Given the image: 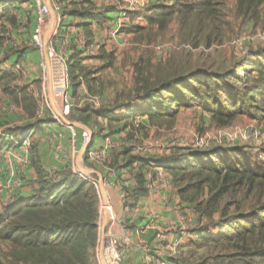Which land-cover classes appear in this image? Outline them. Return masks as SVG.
I'll list each match as a JSON object with an SVG mask.
<instances>
[{
    "label": "crops",
    "instance_id": "crops-1",
    "mask_svg": "<svg viewBox=\"0 0 264 264\" xmlns=\"http://www.w3.org/2000/svg\"><path fill=\"white\" fill-rule=\"evenodd\" d=\"M86 1L88 3L83 0H54L44 33L47 35L56 31L57 39L68 48L67 56H78L80 76H85L81 78L79 71L70 74L72 81L73 76H77L75 99L82 101L86 96L96 97L101 108L96 110L97 107L83 102L78 110L72 112L69 122L60 117L53 104H50V93L47 94L49 112L43 118H38L36 111L33 115L29 114L18 98L17 106H9V111L11 107L17 110L12 117L8 115L5 119L0 118V142L3 144L0 145V184L8 179V176L2 175L5 163L13 161V166L20 164L21 168L16 174L14 169L12 171V178L19 185L9 191L0 189V215L36 195L37 171H42L51 182H57L64 172L74 174L75 171L74 175L90 182L97 190L98 240L111 234L116 240L117 249L123 253V264H196L179 262V259L181 252L191 250L188 245L197 242L199 234L187 231L186 225H173L179 216H185L192 224L198 218L192 213L191 206L180 201L172 185L171 175L160 167L162 159L167 157L162 156L164 148L161 141L154 138L153 147L148 150L132 142L133 139H141V132H130L129 128L147 132L150 123L145 116L136 113L139 105L137 97L125 99V92L135 88V80L132 77L125 83V70L120 69L125 56L121 51L123 49H120L125 43L123 34L130 35L147 28L158 30L157 26L147 23L145 13L150 7L160 5L161 0H146L150 5L140 10L127 7L123 0ZM4 3L10 5V21L5 23L4 17H1ZM125 17L129 28L123 24L118 29L117 24ZM32 21L33 17L26 11L24 3L0 0V74L5 75L13 68L20 56L15 52L21 51L23 54L14 68H22L20 84L32 86L31 89L42 86L43 82L47 83V71L41 66L45 60L30 46ZM4 25L9 29L6 34L1 32ZM116 47H119L118 53L112 54ZM11 49L14 52L8 53ZM5 53L11 56L2 62L1 57ZM113 56V68L110 69L107 67L108 59ZM128 56V60L135 57L132 53H128ZM128 77H131L130 73ZM109 78L111 80L108 82ZM20 90L14 91L19 93ZM112 102L117 105L109 109L107 105ZM85 109L88 111L83 112ZM102 111L112 119L127 116V124L125 127L113 125L109 129L104 118L90 113L101 114ZM77 112L78 115L74 116ZM178 115L183 116L180 112ZM96 117L103 120L106 127L94 128L92 122ZM86 131L90 134V141L84 147L81 133ZM151 134L147 132L148 136ZM9 137L17 139L18 143L9 140ZM24 139H27L28 153L23 151L25 146L20 145ZM132 157L148 159L150 162L140 167L137 162H132ZM20 159H25L24 164H21ZM140 173L143 175L146 194L136 197L133 207H126L134 199L131 196L137 189V175ZM95 178L97 181L93 183L91 180ZM95 259L97 262L94 264H101L98 262L99 253Z\"/></svg>",
    "mask_w": 264,
    "mask_h": 264
},
{
    "label": "trees",
    "instance_id": "trees-1",
    "mask_svg": "<svg viewBox=\"0 0 264 264\" xmlns=\"http://www.w3.org/2000/svg\"><path fill=\"white\" fill-rule=\"evenodd\" d=\"M218 1L202 0L186 8L184 5H156L148 9L145 19L159 30L166 29L185 10L188 14L199 11L200 16L216 21L220 18ZM262 4L264 0H237L236 15L253 19ZM4 5L1 17L10 13V5ZM70 61V74L81 73L78 56L74 54ZM249 61L248 69L257 73L259 79H264L263 60L255 57ZM2 78L0 76V80ZM76 79L77 76H73V81ZM234 79L231 72L214 75L196 69L185 76L175 75L171 82L154 88L144 85L138 88L141 94L137 95L139 105L136 113L145 116L150 125L160 126L166 120L173 121L181 109L198 107L219 129L230 126L237 118L248 115L249 111H253L254 119L261 117L264 113V80L255 94L247 93L240 97L238 88L228 83ZM198 88L203 91L200 93ZM25 105L33 115L35 103L26 99ZM90 113L104 118L110 126L121 124L125 127L127 124L125 115L112 119L104 111L101 114ZM246 156L233 148L215 147L208 151L176 148L162 159L160 167L171 175L180 201L191 206L199 220L211 219L215 215L219 217L218 233L210 230L203 233L202 228L193 230L199 234L200 241L188 245L191 251L183 252L186 255L181 253L179 262L264 264V170L254 169L251 159ZM131 160L140 167L150 162L140 157H132ZM143 183L140 173L137 175V189L131 196L134 199L126 207H133L136 197L146 194ZM35 185L33 198L23 200L0 215V240L11 245V255L5 262L90 264L99 238V200L95 186L66 172L57 182H51L40 170L37 171ZM207 243L224 246L227 254L213 257L212 262L196 257L192 249H199Z\"/></svg>",
    "mask_w": 264,
    "mask_h": 264
},
{
    "label": "rangeland",
    "instance_id": "rangeland-1",
    "mask_svg": "<svg viewBox=\"0 0 264 264\" xmlns=\"http://www.w3.org/2000/svg\"><path fill=\"white\" fill-rule=\"evenodd\" d=\"M129 1L136 6V10H140L139 8H141L137 3H144V7L150 5L145 2L146 0ZM200 1L202 0H161L160 6L184 5V8H186ZM123 2H125L127 7L131 8L128 2ZM171 2L172 4L170 5ZM218 2L217 9L219 10L220 18L216 21L207 20L205 16H200L199 11L188 14L187 10H185V13L177 15L164 30L158 29L154 31L153 29L147 28L144 31H136L130 35L123 34L124 32L122 33L125 38V43L122 44L120 49H123L121 51H123L125 56L122 59L123 63L120 69L125 70V83L130 79L132 80V77L135 80V88L132 91L125 92V99L131 96L137 97L138 94H141L138 89L139 87L145 85L147 88H154L164 82H171L175 75L185 76L187 73L196 69H201L205 73L214 75L231 72L234 74L235 79L228 81V83L236 87V89L238 88L240 97L245 96L247 93L255 94L257 88H259V84L264 79H259L257 73L250 71L248 69L249 64L247 63L250 62V59L256 57L262 59L264 64V4L257 9L253 19L249 20L236 15L237 0H219ZM8 20H10V13L4 17L3 23ZM6 25L1 29V32L3 31L5 34L9 31L5 27ZM125 28L129 27L126 26ZM151 44L154 45L151 46ZM155 45L166 48L167 55L165 58L161 59L155 54L153 50V46ZM117 49L119 47H116L112 51V54H117ZM10 52L13 53V49L9 50L8 53ZM15 53L20 56L17 57L14 66L18 64L23 54L21 51ZM128 53L134 54V59L131 58L129 61L127 59ZM10 56L5 53L1 57V61H7ZM128 57L130 58V56ZM113 59L114 56L108 59L109 66L106 64L110 69L113 68ZM14 66L5 75L0 74L3 77L0 80V118L5 119V116L8 115L11 117L14 116L17 109L11 107L13 110L11 109L9 111V106H17L18 99H20V102L22 101L24 106H26V99L33 101L36 105L38 118H43L49 112L48 93H50V104H53V108L58 112L56 100L51 95L49 88L47 89L45 85L43 87L41 85L35 87L39 92H42L43 98L36 97L33 93V89L35 88L31 89L32 86L20 84L23 71L21 67L19 70H16ZM129 73L131 77H128ZM80 74L79 72V76ZM80 77L83 78V75ZM109 80L111 79L109 78L108 82ZM69 81L71 92L75 96V86L72 85H76L77 83L72 81V75L70 79V72ZM15 89L21 90L19 93H16L14 91ZM197 90L200 93L203 91L202 88H198ZM43 99L46 102L44 105H41L40 103ZM9 101L11 102L10 104H8ZM116 105V102H112L108 103L107 107L112 109ZM79 106L76 104V107H72L68 115L64 116V118L70 122L72 119L70 120L69 118L72 116V112L78 110ZM100 108L96 110H100ZM193 108L181 109L179 112L183 116L177 115L173 121L166 120L160 126L149 125L147 132L152 133L150 136L147 135L144 129L130 127V132L134 130L141 132V139H133L132 142L134 141L138 147L145 146L144 148L148 150L153 147V139H159L164 148L162 150V156H169L172 150L176 148H186L192 151H208L215 147L233 148V150H238L239 153L241 152V155H247L246 157L249 160L251 159L254 169L264 170V113L261 117L254 119L252 116L253 111H249L248 115L237 118L230 126L219 129L210 122L209 116L206 113L202 112L198 107ZM77 115L78 112L74 116ZM92 125L98 129L104 127L105 122L96 117ZM108 128L110 129L109 124ZM245 128H252V131L255 130L253 131L255 134L253 136L249 135L247 138L245 137L246 139L240 138L239 134ZM148 138H152V140ZM140 152L143 151L140 150ZM8 163H5L6 167H3L2 170V175H5V177L9 173L7 168ZM87 165L90 166L89 164ZM20 168V164L17 167L14 165V173L16 174ZM18 180L22 181L21 179ZM91 181L96 183L97 180L95 178ZM192 213L194 214V212ZM193 221H196L195 217ZM218 221L219 217L215 215L211 219L204 218L201 221L198 219L195 224L189 222V225H186L185 228L188 226L187 231L189 232H192L196 228H202L203 233H208L210 230L216 234L220 231ZM224 248L222 245L207 243L199 249H195L194 247L192 250H195L196 257L198 256L201 260L207 259L208 262H212L213 257L227 254V250H224ZM98 253L95 248L92 252L90 264L97 262L95 258L96 256L98 258ZM10 255L11 245L0 240V262L7 264L5 262L6 257Z\"/></svg>",
    "mask_w": 264,
    "mask_h": 264
},
{
    "label": "built area",
    "instance_id": "built-area-1",
    "mask_svg": "<svg viewBox=\"0 0 264 264\" xmlns=\"http://www.w3.org/2000/svg\"><path fill=\"white\" fill-rule=\"evenodd\" d=\"M17 1L25 4L26 11L33 17L30 33V46L35 51L39 52L40 56L45 60L41 66L47 71V83H42V87L45 85L49 88L51 95L56 100L58 114L60 117L68 115L72 107L81 105L83 102L99 107V100L96 97L86 96L84 100L80 101L75 99L71 92L70 81H69V56H67V47L64 42L57 39V32L53 31L50 34H45L44 25L48 20L52 4L54 0H9ZM130 4L132 9H136L129 0H123ZM139 7H144L143 3H137ZM128 20L125 17V20H122L117 24V28L120 29L123 24L127 26ZM154 52L158 55L159 58L163 59L167 55V50L164 46L155 45L153 46ZM38 89H33V93L38 98H43L42 92H39ZM46 102L45 99L40 103L44 105ZM255 131V130H253ZM252 131V128H245L240 132V138L246 139L247 136L255 134ZM246 137V138H245ZM13 140L14 143H18L17 139ZM90 141V134L87 132L81 133V142L84 147H87ZM21 146H25L23 151L28 153L27 139H24L21 143ZM91 159V155H89ZM21 164H24L25 159H20ZM9 173L6 175L8 179L4 183L0 184V189L9 191L12 187L19 185L18 181L12 178L14 166L12 163L7 165ZM76 174V172H73ZM188 219L185 216H179L176 224L173 227L179 225H189ZM96 249L99 252V261L101 264H123V253L117 249L116 240L111 234L105 235L102 239L98 240Z\"/></svg>",
    "mask_w": 264,
    "mask_h": 264
}]
</instances>
